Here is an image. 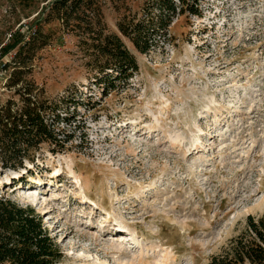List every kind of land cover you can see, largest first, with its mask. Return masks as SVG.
<instances>
[{
  "label": "rangeland",
  "instance_id": "1",
  "mask_svg": "<svg viewBox=\"0 0 264 264\" xmlns=\"http://www.w3.org/2000/svg\"><path fill=\"white\" fill-rule=\"evenodd\" d=\"M27 1L0 0V102L14 55L2 47L45 5ZM142 6L105 0L107 30L120 36L118 21ZM197 11L174 17L146 54L120 36L138 72L105 94L77 39L43 27L51 42L31 78L60 102L68 142L0 171V193L41 217L56 264H208L248 216H264V0H200Z\"/></svg>",
  "mask_w": 264,
  "mask_h": 264
},
{
  "label": "trees",
  "instance_id": "2",
  "mask_svg": "<svg viewBox=\"0 0 264 264\" xmlns=\"http://www.w3.org/2000/svg\"><path fill=\"white\" fill-rule=\"evenodd\" d=\"M104 1L43 0L45 5L26 34L19 29L9 34L8 43L2 47V53L14 51V55L11 64L4 66L10 71L4 85L10 97L0 102L1 172L25 170V163L35 164L43 145L55 153L68 142L67 138L61 140L62 132L56 128L69 123L58 112L60 102L45 98L31 78L33 61L51 42V36L43 32L45 25L57 23L63 34L77 39L92 83L105 94L117 86H127L138 72L136 60L121 37L140 54L149 53L167 41L172 19L182 16L184 9L198 16L200 0H143L139 13L127 12L118 21L121 37L107 30ZM4 195L0 193V264L58 263L61 255L41 217ZM208 264H264V216H248L242 231L212 255Z\"/></svg>",
  "mask_w": 264,
  "mask_h": 264
},
{
  "label": "bare ground",
  "instance_id": "3",
  "mask_svg": "<svg viewBox=\"0 0 264 264\" xmlns=\"http://www.w3.org/2000/svg\"><path fill=\"white\" fill-rule=\"evenodd\" d=\"M33 192H35V189H29V190H26V191H25V193H27V194H26L27 196H28L29 194H32ZM24 195H25V194H24ZM117 238H118V241H119V242H121V243L124 242V241L122 240V239L124 238V237H122V235H119ZM119 238H121V239L119 240Z\"/></svg>",
  "mask_w": 264,
  "mask_h": 264
}]
</instances>
